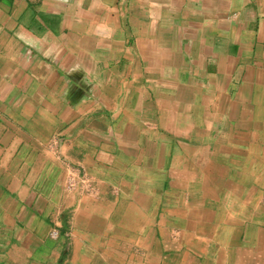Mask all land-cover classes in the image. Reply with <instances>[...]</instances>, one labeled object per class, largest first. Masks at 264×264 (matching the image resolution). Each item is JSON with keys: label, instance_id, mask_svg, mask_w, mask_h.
Returning a JSON list of instances; mask_svg holds the SVG:
<instances>
[{"label": "crops", "instance_id": "0c3cea01", "mask_svg": "<svg viewBox=\"0 0 264 264\" xmlns=\"http://www.w3.org/2000/svg\"><path fill=\"white\" fill-rule=\"evenodd\" d=\"M0 264H264V0H0Z\"/></svg>", "mask_w": 264, "mask_h": 264}, {"label": "built area", "instance_id": "2783aa9c", "mask_svg": "<svg viewBox=\"0 0 264 264\" xmlns=\"http://www.w3.org/2000/svg\"><path fill=\"white\" fill-rule=\"evenodd\" d=\"M76 185H75V182L71 181L70 184H69V188L72 189L74 188Z\"/></svg>", "mask_w": 264, "mask_h": 264}]
</instances>
